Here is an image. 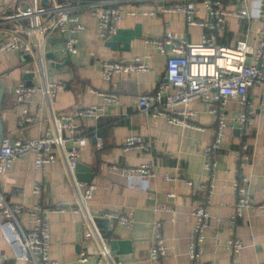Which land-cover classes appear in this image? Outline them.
Here are the masks:
<instances>
[{"label": "crops", "instance_id": "0c3cea01", "mask_svg": "<svg viewBox=\"0 0 264 264\" xmlns=\"http://www.w3.org/2000/svg\"><path fill=\"white\" fill-rule=\"evenodd\" d=\"M71 14L79 17L84 30L77 35V53L66 57L61 54L62 38L54 36L46 46V75L49 82L61 81L65 88L46 104L42 94L35 92L27 103L28 115L32 122L19 128L17 121L20 106L14 96V87L23 82L38 86L39 80L34 67L26 55L10 53L0 55V83L5 86L1 106V122L5 137L11 141L17 138L34 139L41 137L49 126L50 108L56 115H66L74 109L88 106H104V114L99 119L76 120L81 128L85 144L81 148L79 163L90 168L91 181L95 189L87 201V209L93 213L118 212L131 214L133 223L129 228L115 226L110 240L127 241L131 253L128 260L117 264H153L148 260L152 245L151 223H160L166 255L161 264H192L187 256V244L194 226L191 209L204 202V193L198 190L201 183L209 180V173L203 170L204 149L212 142L215 118L208 114L207 105L194 100L189 107L196 111L192 120L197 128H182L168 124L164 118L151 113H141L137 102L143 94L152 93L165 81L166 56L146 44L147 40L161 39L172 32L190 44H199L205 30L187 26L183 16L158 13L162 7L186 3V0H71ZM199 10L197 17L206 19L202 0H187ZM221 8L233 11L244 6L243 0H218ZM14 0H0V17ZM260 0H247L250 20L228 18L227 29L219 34L215 43L233 47L237 41L255 44L257 30L264 22L257 18ZM117 8L122 12L118 29L131 30L136 24L141 26V38L130 43L129 52L112 51L105 46L106 41L98 34L96 19L92 11ZM126 10L156 12L153 16H127ZM9 12V11H8ZM7 13V12H6ZM9 14V13H8ZM17 26L5 23L0 18V42L7 37V30ZM52 40V42H51ZM169 50V47H167ZM141 58L148 71L140 74L114 75L109 82L101 79V63L118 59ZM251 59H248L249 63ZM58 68L49 70L48 63ZM63 63H65L63 65ZM33 73L30 81L24 75ZM114 92L117 104H108L100 96L89 92ZM255 101L256 113L251 125L241 132L236 127L234 116L241 112L237 100L231 98L226 106L227 126L223 132L220 150L215 154L217 162L214 171V188L211 203L206 207L209 225L202 243L201 261L213 264H264V213L252 208L243 210L242 216L231 226L229 220L236 213L233 181L238 177H248V190L253 205L264 202V111L260 110V91H249ZM42 110L39 111L38 108ZM66 135V133H64ZM126 136H140L152 142L150 152L121 150V141ZM95 138L103 140L102 149L94 148ZM247 143L251 155L250 162L242 167L236 163L241 154V146ZM31 155L17 158L4 176H0V192L10 205L29 207L40 204L42 210L61 204L64 212L48 217L49 262L53 264H107L96 254L89 255L86 262H79V254L87 246L84 240L82 217L75 213L73 189L64 179V168L56 161L37 171ZM149 162L153 163L154 177L138 174L123 175L112 169H137ZM176 174V181L166 182L163 175ZM191 181L193 188L186 187ZM34 185L40 186L41 193H32ZM14 190H20L13 194ZM172 194V197H168ZM22 228L28 229L29 216L18 217ZM237 238L243 249L233 255L226 249V242ZM9 259L0 264H21L11 259L7 244L0 235V254ZM126 254V253H124Z\"/></svg>", "mask_w": 264, "mask_h": 264}, {"label": "built area", "instance_id": "2783aa9c", "mask_svg": "<svg viewBox=\"0 0 264 264\" xmlns=\"http://www.w3.org/2000/svg\"><path fill=\"white\" fill-rule=\"evenodd\" d=\"M14 0L0 17L5 23H16L17 26L7 30V37L0 42V55L21 53L28 57L38 77L39 85L19 83L14 87V96L20 106L18 127L23 128L32 122L28 115L27 103L35 92H40L46 102L56 97L65 88L61 81L49 82L46 75V46L54 36L62 38L61 54L66 57L77 53V35L84 30L79 17L70 13L71 0ZM119 2V0H114ZM242 8L227 11L221 8L218 0H202V6L207 18L197 17L199 10L192 3L171 4L162 7L158 13L177 14L183 16L187 26H196L205 30L199 44L187 43L174 33L167 32L161 39L147 40L146 44L166 56L165 81L160 83L152 93L139 97L137 108L141 113H151L154 117L164 118L174 126L182 128H197L192 120L196 111L189 104L198 100L207 105V112L215 118V131L212 142L204 149L203 170L209 173V180L201 183L198 190L204 193V202L191 209L194 226L187 244V256L192 264H213L201 261L205 232L209 225L210 215L207 206L211 203L214 188V171L217 166L215 154L220 150L223 132L227 126L226 106L228 100L234 98L241 107V112L234 116V122L239 131L244 132L251 125L257 107L249 97V91H260V110L264 111V27L257 30L255 44L237 41L233 47H225L215 43L219 34L227 29L228 18L250 20L247 0ZM24 7H27L24 10ZM9 11V12H8ZM7 12V13H6ZM9 13V14H8ZM156 12L141 10H126L125 15L153 16ZM96 19L100 38L110 41L118 29L122 12L117 8H107L92 11ZM257 18L264 22V0H260ZM169 47V50H167ZM251 59L249 63L248 59ZM148 71L147 64L141 58L133 60L118 59L101 63V79L109 82L114 75L140 74ZM93 95L100 96L108 104H117L118 96L114 92H99L89 89ZM42 110L41 107L38 108ZM104 106H88L74 109L66 115H56L50 108L49 126L39 138H17L11 141L4 137L0 144V176H4L13 162L20 157L33 156L34 169L44 171L46 166L59 161L64 168V179L68 182L75 196V213H79L83 221L84 240L87 246L79 254V262H86L89 255L96 254L107 264H117L110 256L108 243L101 234L97 219L107 221V230L115 226L129 228L132 223L131 214L118 212L97 213L87 209V201L92 197L95 187L76 179V166L81 156V148L86 138L76 120L86 118L99 119L104 114ZM66 133V135H64ZM103 140L95 138L94 148L102 149ZM152 142L140 136H126L121 141V150L150 152ZM249 146L243 143L241 154L236 157L239 167L247 165L251 160ZM112 169L123 175L138 174L154 177L153 163L149 162L137 169H122L112 166ZM176 174L163 175L166 182L176 181ZM248 177H238L233 181L236 213L229 220L231 226L242 216L243 210L255 208L264 213V202L253 205L248 190ZM187 188L192 189L191 181H186ZM20 190H14L13 194ZM32 193L39 196L40 186L34 185ZM169 194L168 197H172ZM61 204H56L47 210H42L40 204L25 207L20 204H8L0 192V235L7 244L11 259L21 264H53L49 262V231L48 217L53 213L64 212ZM29 216L31 226L24 229L18 222V217ZM160 223H151L152 245L148 251V260L153 264H161L166 255L164 239L160 232ZM226 249L233 255H238L243 249L242 242L230 238ZM9 257L2 253L0 261ZM239 264V263H235ZM263 264V263H260Z\"/></svg>", "mask_w": 264, "mask_h": 264}, {"label": "water", "instance_id": "95a60500", "mask_svg": "<svg viewBox=\"0 0 264 264\" xmlns=\"http://www.w3.org/2000/svg\"><path fill=\"white\" fill-rule=\"evenodd\" d=\"M46 4H47L46 0L41 1V6H45ZM26 9L27 7H24V10ZM135 38L137 39L141 38L140 24H136L134 28L131 30L117 29L115 34L112 36L111 40L105 43V46L108 47L112 51L129 52L130 43ZM47 57L51 58L52 54H47ZM64 64L65 63H63V65ZM48 67H49V70H52L53 67L58 68V66H56L55 63L53 62H49ZM32 77H33V73L24 75V79L26 81H30ZM4 93H5V86L2 83H0V112H1L2 99H3ZM4 137L5 135H4L3 128H2L1 115H0V144ZM75 171H76L77 181L86 182V183H89L91 181L92 173H91L90 168H88L87 166L78 163ZM98 216H101V213H99ZM97 222H98L99 228L101 229V234L103 238L108 243L110 256L113 257V260L116 263H118L119 261H126L130 259L128 258V256H120V255H128L131 253V250L128 247L129 243L127 241L110 240L111 231L107 230V224H108L107 221L99 218L97 219Z\"/></svg>", "mask_w": 264, "mask_h": 264}, {"label": "trees", "instance_id": "16d2710c", "mask_svg": "<svg viewBox=\"0 0 264 264\" xmlns=\"http://www.w3.org/2000/svg\"><path fill=\"white\" fill-rule=\"evenodd\" d=\"M3 99H4V96H3Z\"/></svg>", "mask_w": 264, "mask_h": 264}]
</instances>
